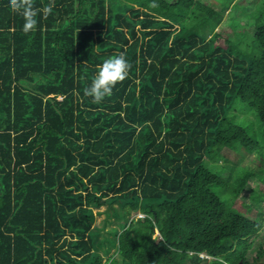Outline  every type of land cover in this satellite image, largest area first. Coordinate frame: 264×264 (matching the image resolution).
I'll use <instances>...</instances> for the list:
<instances>
[{"label": "trees", "instance_id": "obj_1", "mask_svg": "<svg viewBox=\"0 0 264 264\" xmlns=\"http://www.w3.org/2000/svg\"><path fill=\"white\" fill-rule=\"evenodd\" d=\"M259 4L240 47L195 0H55L27 34L0 0V264H252L264 229ZM120 53L128 77L93 103L85 88ZM236 99L260 138L228 120ZM249 179L253 205L239 200ZM117 204L133 219L102 261L94 210Z\"/></svg>", "mask_w": 264, "mask_h": 264}, {"label": "rangeland", "instance_id": "obj_2", "mask_svg": "<svg viewBox=\"0 0 264 264\" xmlns=\"http://www.w3.org/2000/svg\"><path fill=\"white\" fill-rule=\"evenodd\" d=\"M172 1V0H170ZM203 5L209 6L214 10L219 12L221 17V23L218 27L214 29L213 32L219 33L223 38H228L230 40L240 39V47L244 45H248L247 39L248 35H252L253 25H255L256 18L253 16L255 10L258 11L261 8L260 0H195ZM233 25H239L241 28L237 29L238 33H235V29ZM236 28V27H235ZM242 28L246 30L248 35H240L241 31H244ZM204 30H200L199 28L196 29L200 35H205L206 39L211 36L210 30L203 28ZM212 32V33H213ZM232 38V39H231ZM228 120H235L238 124H243L250 134L251 138H260L263 134V127L261 126L256 114L245 108L241 104L239 100H235L233 106L228 111ZM249 159L252 158L253 161L258 160L255 156L249 155ZM261 163V162H260ZM262 166L264 164L261 163ZM229 171L223 173V177H227ZM258 189V185L253 180H248L247 184L245 185L244 189L239 195V200L251 203L248 195L252 189ZM261 194V193H259ZM238 209L240 206L238 204L235 205ZM255 216L257 217L258 221L262 223L264 228V209L262 210L263 214H259L256 211ZM264 208V206H263ZM127 210L126 208H122L120 205H113L110 207L103 206L99 209H95V222L94 227L98 232L97 241L101 244L98 248H96L97 252L102 257V261H105L110 257L113 253H115V245L112 244V240L116 232L121 231L123 228V224L125 220L130 222L133 219V216L123 219L124 211ZM259 216V217H258ZM140 215L134 216V218H138ZM256 241L252 249L248 252L247 260L249 263L254 264V254L259 248V246H264V229L261 230L259 236L256 237ZM256 264V263H255Z\"/></svg>", "mask_w": 264, "mask_h": 264}, {"label": "clouds", "instance_id": "obj_3", "mask_svg": "<svg viewBox=\"0 0 264 264\" xmlns=\"http://www.w3.org/2000/svg\"><path fill=\"white\" fill-rule=\"evenodd\" d=\"M9 6L14 13L23 18V32L25 34L35 31L37 28V16L42 14L47 18L55 7V0L42 8L34 6V0H9ZM151 8H158L159 5L153 2ZM131 64L123 53L106 59L100 66L99 71L93 78L89 87L85 88L84 96L90 97L93 103H101L105 97L112 94L113 88L123 82L129 74Z\"/></svg>", "mask_w": 264, "mask_h": 264}, {"label": "water", "instance_id": "obj_4", "mask_svg": "<svg viewBox=\"0 0 264 264\" xmlns=\"http://www.w3.org/2000/svg\"><path fill=\"white\" fill-rule=\"evenodd\" d=\"M239 264H242V263H239Z\"/></svg>", "mask_w": 264, "mask_h": 264}]
</instances>
